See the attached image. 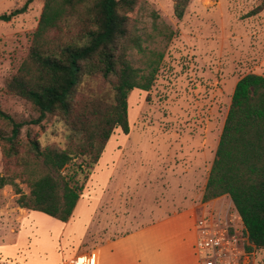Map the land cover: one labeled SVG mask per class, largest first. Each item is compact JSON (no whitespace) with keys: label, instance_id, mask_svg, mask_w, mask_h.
Masks as SVG:
<instances>
[{"label":"rangeland","instance_id":"obj_1","mask_svg":"<svg viewBox=\"0 0 264 264\" xmlns=\"http://www.w3.org/2000/svg\"><path fill=\"white\" fill-rule=\"evenodd\" d=\"M262 2L191 0L179 19L174 15L173 0L139 1L131 14L130 29L143 50L130 47L128 58L135 68L147 72L148 62L154 58L152 50L163 52L164 57L151 89H134L129 96L130 133L115 129L94 167L78 156L75 165L63 169L72 183L83 184L79 201L91 215L87 233L76 242L81 244L58 247L55 253L48 247L51 264H64L70 254L91 252L106 239L185 210L191 211L183 215L182 228L192 227L194 232L195 220L206 203L199 192L216 156L235 85L247 73L264 75V9L248 15ZM44 4L45 0H0V16L26 6L11 20L0 19V106L17 121H31L40 114L31 102L11 93L7 83L28 55ZM166 26L176 32L170 41L159 34ZM115 92L103 78L89 79L76 96L75 109L93 108L101 116L114 106ZM0 125L6 124L0 121ZM29 131L43 148L73 150L83 138L55 115L40 124L25 125L20 135L23 140L28 139ZM2 144L0 172L5 169L4 161L6 169L13 170ZM20 184L30 191L25 183ZM18 197L11 185L0 188V245L14 241L23 227L22 218L30 219V213L20 210ZM35 212L44 221L53 218ZM78 217L76 211L70 222ZM192 241L191 234L182 247ZM166 247H171L170 240ZM92 254L91 264H96L94 251ZM252 259L254 264H264V248L254 247ZM2 260V264H21L15 259ZM193 260L187 256L188 264Z\"/></svg>","mask_w":264,"mask_h":264},{"label":"trees","instance_id":"obj_2","mask_svg":"<svg viewBox=\"0 0 264 264\" xmlns=\"http://www.w3.org/2000/svg\"><path fill=\"white\" fill-rule=\"evenodd\" d=\"M140 0H45L28 55L10 77L7 88L40 112L31 121H17L0 106V142L3 155L15 166L0 172V188L11 185L20 207L43 212L68 222L84 189L72 183L63 169L76 158L94 167L114 130L130 133L129 96L134 89L149 91L164 57L152 50L148 71L135 68L128 49L143 50L131 33V14ZM174 15L182 19L191 0H173ZM26 6L0 16L2 20L24 12ZM264 9V0L248 15ZM163 28V27H162ZM166 30V31H165ZM159 34L170 41L176 33L165 27ZM132 45V46H131ZM101 77L115 89L114 106L98 116L94 109H75L76 96L89 79ZM93 95V94H91ZM100 99L106 100L101 97ZM49 115L61 117L81 142L71 149L42 147L28 132V123L40 124ZM26 148L22 149L21 146ZM8 163V164H9ZM81 170L82 164H78ZM84 169V168H83ZM30 191L26 192L20 182ZM229 194L240 211L250 239L249 249L264 248V75L247 73L236 83L224 123L203 202Z\"/></svg>","mask_w":264,"mask_h":264},{"label":"crops","instance_id":"obj_3","mask_svg":"<svg viewBox=\"0 0 264 264\" xmlns=\"http://www.w3.org/2000/svg\"><path fill=\"white\" fill-rule=\"evenodd\" d=\"M208 177L199 192L201 199ZM82 205L83 201H79L74 211V213L78 212L79 217L72 223L70 220L63 222L53 219L54 217L48 218L49 222L44 221L35 211L20 207V210L26 211V214L30 213V219L22 218L23 227L15 236L14 241L0 245V264L4 261L2 258L6 259V262L10 258H14L21 264H51L50 257L46 254L48 247L51 248L52 253H55L58 251V247L66 249L81 244L82 241L79 244L76 242L87 233V224L91 215L87 207L85 210L82 209ZM190 211L185 210L160 217L131 233L106 239L91 252L84 254L88 255L89 264H91L93 251L96 256V264H188L187 256H190L191 260L193 258V264H195L198 259L195 248V227L194 232L192 227L190 229L182 228L183 215ZM191 234L192 244L187 243L182 247ZM169 240L171 241L170 248L166 247ZM74 256L76 254H70L65 262Z\"/></svg>","mask_w":264,"mask_h":264},{"label":"built area","instance_id":"obj_4","mask_svg":"<svg viewBox=\"0 0 264 264\" xmlns=\"http://www.w3.org/2000/svg\"><path fill=\"white\" fill-rule=\"evenodd\" d=\"M214 199L203 204L194 224L199 264H254L248 231L232 197ZM66 264H89V257L76 255Z\"/></svg>","mask_w":264,"mask_h":264}]
</instances>
